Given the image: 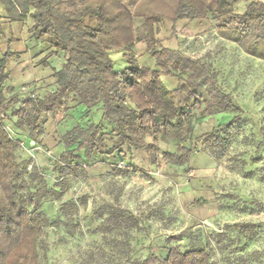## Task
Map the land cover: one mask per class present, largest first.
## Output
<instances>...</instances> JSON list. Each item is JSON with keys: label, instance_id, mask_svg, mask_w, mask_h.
<instances>
[{"label": "trees", "instance_id": "obj_1", "mask_svg": "<svg viewBox=\"0 0 264 264\" xmlns=\"http://www.w3.org/2000/svg\"><path fill=\"white\" fill-rule=\"evenodd\" d=\"M202 1L206 8L202 17L207 11L219 17L227 15L226 22L219 26L222 35L250 56L264 61L263 1L247 2L246 9L239 14L234 13L235 6L244 0ZM0 3L10 23L33 20L32 37L38 42H46L43 49L48 59L43 61L44 66L48 67L53 57L64 61L60 69L53 68L56 79L53 91L43 97L32 94L22 97L15 92L7 99L9 65L16 53L7 51L0 55V264H39V246L47 225L67 223L66 219H75L79 214L76 200L62 198L66 192L64 182L57 184V190L47 182L43 183L45 179L35 165L29 171V162L18 160L21 142L5 125L10 110L13 109L12 114L16 117L14 125L28 131L29 139L44 134L46 116L57 115L71 103L74 104L72 110L77 108L86 112V116L62 137L66 149L57 165H71L80 154L86 161L95 153L114 157L123 147L145 151L154 165H159L161 160L169 165H184L194 152L192 145H188L193 137L194 121L203 114L228 111L234 114L204 135L203 144L215 159L228 153L231 137L241 132L242 109L217 86L209 67L200 58L164 47L156 37L162 14L155 11L138 13L121 0H0ZM174 9V21L194 20L200 16L197 5L185 0H178ZM138 17L143 19L140 32L135 25ZM4 30L0 28V36ZM140 40L150 50L156 69L137 64L132 51ZM112 50L127 53V72L116 64L110 54ZM162 75H177L183 80L178 89L185 94L181 102L177 101L175 91L162 80ZM201 89L207 93V98L202 97L204 94L198 96ZM190 107L197 108V112L191 111ZM104 123L113 127L111 146H105ZM148 136L152 142L147 140ZM161 141L176 142L177 150L161 153ZM259 158L253 161L257 162ZM113 168L116 175L127 176L131 171L148 174L132 162L125 168L117 164ZM51 200L61 203L60 215L53 220L43 209L44 203ZM105 215V212L99 213L101 218ZM63 216L65 219L61 220ZM105 225L108 232L124 236L125 240L120 244L127 248L126 264L212 263V250L201 246L186 250L176 246L168 248L162 256L150 252L145 257L132 258L131 235L140 229L136 216L122 208L109 209ZM75 226L83 231L79 222ZM227 227L252 236L258 232L259 225L246 222ZM248 259L242 257V262L246 263Z\"/></svg>", "mask_w": 264, "mask_h": 264}, {"label": "rangeland", "instance_id": "obj_2", "mask_svg": "<svg viewBox=\"0 0 264 264\" xmlns=\"http://www.w3.org/2000/svg\"><path fill=\"white\" fill-rule=\"evenodd\" d=\"M121 1L138 13L155 11L163 15L156 37L164 47L200 58L209 67L217 86L241 107L242 130L231 137L228 153L215 159L203 144L204 135L234 114L228 111L201 115L194 121L193 137L188 141L194 152L181 166L169 165L163 160L154 165L145 151L127 147L117 151L114 157L95 153L86 161L80 154L71 165H57L66 149L62 137L86 116V112L72 110L74 104L71 103L57 115L46 116L44 134L29 139L28 131L14 125L16 117L13 109L10 110L5 125L21 142L18 160L29 162V171L35 165L45 179L43 183L57 190V184L64 182L63 200L73 199L79 203L75 219L47 225L39 246V264H126L127 248L120 244L124 236L105 229L108 210L118 208L127 210L139 220L140 229L131 235L132 258L145 257L150 252L162 256L168 248L176 246L182 250L201 246L212 250L211 264H242V257L249 258L243 264H264V61L250 56L222 35L219 26L226 22L227 15L219 17L207 11L202 17L206 9L202 0H185L197 5L200 16L178 21L173 20L178 0ZM250 1L253 0L240 1L234 13L243 12ZM142 23V17L136 18L138 32L143 30ZM6 25L1 24L0 28L14 33L10 42L6 33L0 36V55L7 51L16 53L9 65L7 99L15 92L22 97L28 94L43 97L53 91L56 85L53 68L60 69L63 59L53 57L48 67L43 65L48 59L43 49L46 42L32 37L29 20L13 22L9 28ZM132 53L140 67L157 68L144 41L140 40ZM110 54L127 72V53L112 50ZM162 80L181 102L185 94L178 89L183 80L177 75H162ZM202 94L207 98L204 89L198 96ZM190 108L197 112V108ZM112 128L104 123L105 146L113 143ZM147 140L152 142L149 136ZM176 150V142L159 143L161 153ZM258 156L259 161H253ZM130 162L148 174L132 171L127 176L115 174L113 166L125 168ZM60 206V202L51 200L44 203L43 209L53 220L60 215ZM100 212L106 215L101 218ZM64 219L63 216L61 220ZM76 222L82 232L75 226ZM246 222L259 225L258 232L252 236L242 235L235 228L227 227Z\"/></svg>", "mask_w": 264, "mask_h": 264}, {"label": "crops", "instance_id": "obj_3", "mask_svg": "<svg viewBox=\"0 0 264 264\" xmlns=\"http://www.w3.org/2000/svg\"><path fill=\"white\" fill-rule=\"evenodd\" d=\"M247 4V3H246ZM30 21L31 22V25L33 24V20L31 19V18H28L27 19V21ZM7 24L6 25V27H8L9 28V26L13 23H10V21H9V19L7 18V15L5 14V11H4V8H3V6L1 5V3H0V25L1 24ZM26 23V22H25ZM5 33H6V35H8L7 36V40L10 42L11 40H12V37H13V31L12 32H10L11 33V35H10V33H8L7 31H5ZM3 36V35H2ZM14 37L17 39L18 38V36H16V35H14ZM19 39V38H18Z\"/></svg>", "mask_w": 264, "mask_h": 264}]
</instances>
